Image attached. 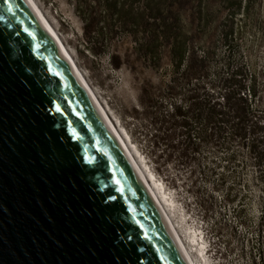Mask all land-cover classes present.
I'll use <instances>...</instances> for the list:
<instances>
[{
	"label": "water",
	"instance_id": "1",
	"mask_svg": "<svg viewBox=\"0 0 264 264\" xmlns=\"http://www.w3.org/2000/svg\"><path fill=\"white\" fill-rule=\"evenodd\" d=\"M0 264H189L29 0H0Z\"/></svg>",
	"mask_w": 264,
	"mask_h": 264
},
{
	"label": "rangeland",
	"instance_id": "2",
	"mask_svg": "<svg viewBox=\"0 0 264 264\" xmlns=\"http://www.w3.org/2000/svg\"><path fill=\"white\" fill-rule=\"evenodd\" d=\"M34 1L138 162L156 180L166 212L195 263L264 264L263 190L243 189L252 177L244 171L234 177L236 163L225 165L223 171L212 169L222 150L216 148L209 156L207 146L200 156H193L185 148V138L179 131L170 132L165 123L166 104L186 99L190 89L191 97L202 96V86H189L182 71L173 73L165 53L157 70L131 55L134 40L150 39L156 31L153 21L145 17L136 27L113 28L111 47L98 45L90 51L84 24L68 0ZM135 7L144 12L142 4ZM182 8L180 25L190 46L210 47L213 52L201 80L209 94L217 96L229 86L237 63L252 62L264 70V0H185ZM158 45L165 52L166 43ZM231 144L237 149L240 142Z\"/></svg>",
	"mask_w": 264,
	"mask_h": 264
},
{
	"label": "trees",
	"instance_id": "3",
	"mask_svg": "<svg viewBox=\"0 0 264 264\" xmlns=\"http://www.w3.org/2000/svg\"><path fill=\"white\" fill-rule=\"evenodd\" d=\"M68 1L84 24L85 43L90 51L104 44L110 48L113 28L123 31L127 26L136 27L145 17L153 21L156 31L150 39L134 40L132 57L148 62L157 70L165 53L173 73L182 71L189 86L197 84L203 89L202 96L191 97L193 90L190 89L186 99L166 104L169 110L165 123L171 126L170 132L179 131L185 138L186 150L193 156H200L207 146L211 147L209 156L216 154V148L222 150L218 165L212 169L223 171L225 165L236 163L237 168L231 173L234 177L239 178L238 171L248 172L252 177L242 188L250 191L251 187H256L264 192V70L259 71L252 62L237 63L236 78L227 79L229 86L222 87L217 96L216 92L209 94L207 84L201 80L205 78L213 52L210 47L198 50L190 46L180 25L185 0ZM140 4L144 12L135 7ZM146 12L149 14L145 15ZM223 39L227 42L228 34H224ZM160 41L167 45L165 52L158 45ZM235 140L240 142L237 149L231 146ZM238 157L243 159L238 161ZM212 161L216 165L218 160ZM220 176L224 181L223 175Z\"/></svg>",
	"mask_w": 264,
	"mask_h": 264
},
{
	"label": "bare ground",
	"instance_id": "4",
	"mask_svg": "<svg viewBox=\"0 0 264 264\" xmlns=\"http://www.w3.org/2000/svg\"><path fill=\"white\" fill-rule=\"evenodd\" d=\"M29 1L32 4L36 14L40 18L41 22L43 23V25L45 26V28L47 29V31L51 35V37L55 40L57 45L61 48V50L66 55L70 65L75 70V72L79 76L80 80L84 84L86 90L88 91L91 99L93 100V103H94L95 107L102 114L103 118L106 120V122L108 123L109 127L111 128V130L115 134V136L118 139L119 143L121 144L123 150L125 151L126 155L128 156L133 168L137 172L139 178L145 184L147 190L151 194V197L153 198V200L155 201V203L158 205L159 209L161 210V212H162V214H163V216H164V218H165V220H166V222H167V224H168V226H169L174 238L176 239L177 243L179 244L180 248L182 249V251H183L188 263L189 264H196L194 259H193V256H192L191 252L187 249L184 241L182 240V237L179 235L176 227L174 226L172 220L170 219L168 213L166 212V209L164 207V202H163L164 201V199H163L164 197L161 196V193L159 192V189L157 188L156 180H154V177L152 178V174L151 173H147V171L144 170L145 167L143 166L144 167L143 168L142 165L138 162L136 156L134 155L132 150H130L129 146L127 145V142H126L125 138L120 133V131L117 129V126L114 124L113 120L111 119V117L109 116L107 111L104 109L102 104L100 103L99 99L97 98V96L93 92V90L90 87V85L87 83L85 77L80 72L78 66L75 64V62L73 61V59L69 55L68 51L64 47V44L62 43V41L58 37L57 33L55 32V30L53 29V27L51 26V24L49 23L47 18L42 13V11L39 8V6L35 3L34 0H29ZM162 195H165V194H162ZM165 202L167 203L168 201H165Z\"/></svg>",
	"mask_w": 264,
	"mask_h": 264
}]
</instances>
